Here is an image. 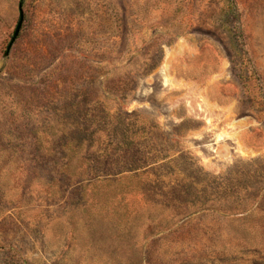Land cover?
Segmentation results:
<instances>
[{"label": "rangeland", "instance_id": "rangeland-1", "mask_svg": "<svg viewBox=\"0 0 264 264\" xmlns=\"http://www.w3.org/2000/svg\"><path fill=\"white\" fill-rule=\"evenodd\" d=\"M0 264H264V0H0Z\"/></svg>", "mask_w": 264, "mask_h": 264}, {"label": "water", "instance_id": "water-1", "mask_svg": "<svg viewBox=\"0 0 264 264\" xmlns=\"http://www.w3.org/2000/svg\"><path fill=\"white\" fill-rule=\"evenodd\" d=\"M23 21H24V13H23L22 5H19V21H18L17 27L15 29V32L13 34V37L9 43L8 52H9L10 48L12 47V45L14 44L15 40L17 39V37L20 33Z\"/></svg>", "mask_w": 264, "mask_h": 264}]
</instances>
